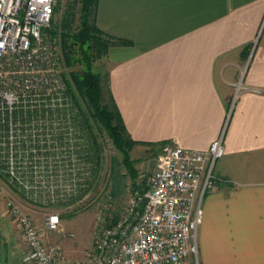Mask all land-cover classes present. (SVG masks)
<instances>
[{"label":"crops","instance_id":"0c3cea01","mask_svg":"<svg viewBox=\"0 0 264 264\" xmlns=\"http://www.w3.org/2000/svg\"><path fill=\"white\" fill-rule=\"evenodd\" d=\"M97 23L131 41L108 56L134 139L204 150L224 132L199 264H264V0H99ZM7 233L0 264H28Z\"/></svg>","mask_w":264,"mask_h":264},{"label":"built area","instance_id":"2783aa9c","mask_svg":"<svg viewBox=\"0 0 264 264\" xmlns=\"http://www.w3.org/2000/svg\"><path fill=\"white\" fill-rule=\"evenodd\" d=\"M55 4L56 0H0V170L29 199L43 203L65 199L79 186L77 167L47 168L36 161L45 158L51 142L60 140L56 131L64 127L63 119L42 111L64 106L66 93L63 57L48 32ZM224 154V132L204 150L167 143L145 193L132 191L127 213L117 224L102 228L84 260L66 259L59 246H48L34 218L9 201L6 212L17 222L25 243L19 250L22 261L199 264L203 201L216 185V161ZM60 225L58 213L45 215L46 229L56 231Z\"/></svg>","mask_w":264,"mask_h":264},{"label":"trees","instance_id":"16d2710c","mask_svg":"<svg viewBox=\"0 0 264 264\" xmlns=\"http://www.w3.org/2000/svg\"><path fill=\"white\" fill-rule=\"evenodd\" d=\"M79 2L78 11L75 6H70L64 19L58 24L53 20L48 28L52 40L55 37L60 38V47L68 69L63 74L66 81L64 106L43 108L42 111L47 112L50 118L63 119L64 127H59L56 131L60 140L48 145L50 149H46L45 158L36 160L47 168L50 166L58 168L60 165L65 168L77 167L79 177L77 193L52 202L64 205L77 203L97 184L104 161L103 144L99 137L102 131L108 134L114 146L121 152V162L133 180L132 191L139 190L141 193L147 190L148 181L147 179L137 181L138 159L133 158V150L137 146H145L149 153L156 155L169 143L168 140L139 141L131 136L111 93L110 72L103 74L96 71L94 65L95 56L102 57L108 54L112 45H127L131 41L115 37L99 27L97 23L99 0H79ZM76 16H78L77 24ZM78 61L84 64L83 68L73 70ZM105 94L108 95V99H105ZM70 127L73 130L69 131ZM50 128L54 130L53 126ZM115 165L112 164V172L116 175L112 196L116 195L121 185L118 176L121 173L117 171ZM53 174L57 173L54 171ZM0 176L27 197L18 185L10 181L6 172L0 170ZM110 218L107 226H113L120 220L117 213Z\"/></svg>","mask_w":264,"mask_h":264},{"label":"rangeland","instance_id":"374dc122","mask_svg":"<svg viewBox=\"0 0 264 264\" xmlns=\"http://www.w3.org/2000/svg\"><path fill=\"white\" fill-rule=\"evenodd\" d=\"M76 7L78 11L79 0H56L54 18L58 24L64 19L69 7ZM78 15V13L76 14ZM76 16V24L78 23ZM75 24V25H76ZM58 53L63 57L62 66L64 71L68 69L65 64L64 54L60 47V38H53ZM78 56H80L78 54ZM95 70L101 73L110 71L111 62L108 54L96 57L94 60ZM84 64L78 61L73 70H81ZM70 70V68H69ZM238 89V86H237ZM240 89V88H239ZM105 99L108 95L105 94ZM103 144L104 161L100 169V177L97 184L87 192V194L75 204L64 205L54 203L35 202L23 195L21 191L12 186L4 177L0 176V231L10 235L12 231L18 235L19 247L24 246V240L19 226L13 216L6 212L9 201H14L28 214H30L43 233L44 241L48 246H59L66 259L84 260L93 250L99 234L103 227L107 226L109 218H113L115 213L121 219L128 211L132 190L133 180L128 175L122 161L121 152L114 146L112 140L105 131L99 136ZM161 151L154 155L149 153L145 146H137L132 156L137 160L136 167L139 170L138 182L149 179L150 174L158 164V156ZM116 164V169L121 185L116 195L112 196L111 191L115 188L116 175L112 172V164ZM115 176V177H114ZM49 212L58 213L61 218L59 230L51 231L44 227L45 215ZM110 218V219H111ZM12 227V230H11ZM6 235V236H7ZM9 236H7L8 238Z\"/></svg>","mask_w":264,"mask_h":264}]
</instances>
